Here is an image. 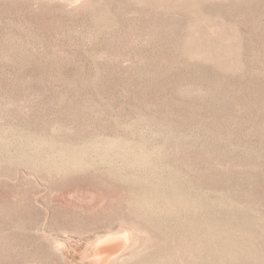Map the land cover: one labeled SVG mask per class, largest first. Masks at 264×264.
I'll return each mask as SVG.
<instances>
[{"label": "rangeland", "instance_id": "obj_1", "mask_svg": "<svg viewBox=\"0 0 264 264\" xmlns=\"http://www.w3.org/2000/svg\"><path fill=\"white\" fill-rule=\"evenodd\" d=\"M0 264H264V0H0Z\"/></svg>", "mask_w": 264, "mask_h": 264}]
</instances>
